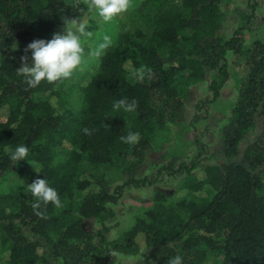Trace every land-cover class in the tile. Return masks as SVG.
Segmentation results:
<instances>
[{
    "label": "trees",
    "instance_id": "trees-1",
    "mask_svg": "<svg viewBox=\"0 0 264 264\" xmlns=\"http://www.w3.org/2000/svg\"><path fill=\"white\" fill-rule=\"evenodd\" d=\"M229 1L140 0L132 28L103 52L74 104L56 90L63 80L33 87L19 68L31 61L29 43L83 20L85 1L0 0V264H118L117 255L141 256L134 264H168L176 255L183 264H264V41L244 46L242 27L225 36ZM250 3L252 12H241L246 23ZM228 53L245 73L220 129L222 161L203 165L209 158L195 141L190 161L167 155L152 165L154 179L141 175L156 134L181 123L194 86L209 77L210 103L220 98ZM142 67L151 74L137 79L132 73ZM122 98L135 100V111L114 110ZM129 132L139 133L138 143L121 140ZM19 144L29 154L16 163L9 151ZM31 168L37 173L25 186L3 191L8 174ZM112 171L122 181L114 187ZM176 176L182 182L172 196L154 189L119 241L106 239L126 189ZM43 177L62 207H33L28 184ZM87 220L99 226L95 235Z\"/></svg>",
    "mask_w": 264,
    "mask_h": 264
},
{
    "label": "rangeland",
    "instance_id": "rangeland-1",
    "mask_svg": "<svg viewBox=\"0 0 264 264\" xmlns=\"http://www.w3.org/2000/svg\"><path fill=\"white\" fill-rule=\"evenodd\" d=\"M84 1L87 4L88 11L81 22L87 23L86 31L90 33L84 39V59L71 78L63 80L56 86V90L61 94H68L70 102L74 104L80 103L79 94H76V89L86 83L90 74L95 70L97 60L100 58V56L97 57L93 54L97 45L103 42L105 35L112 38L113 43L119 32H125L132 28L134 21L132 18L129 19V17L133 13L132 9L140 0H130L132 6L127 12L120 14L107 24L89 6L91 0ZM249 3L248 0H230L222 6L225 16L223 23L225 36L227 38L230 37L233 31L242 27L244 46H248L254 41H264V0L251 1L250 4H255L254 17L249 23H246V19L243 18V13L241 12L246 14L252 12L250 6H248ZM227 63L230 79L221 92L220 98L216 102L210 103L211 96L206 89V82L210 80L209 77H207L206 82L204 81L194 86L191 91V100L185 105L181 123L169 125L167 130L159 131L156 134L153 150L148 154L145 165L140 169L141 175L145 174L148 178L154 179L156 169H151L152 165L158 166L163 163L166 161L164 159H168L167 155H171L170 157L176 156L185 162L190 161L195 157L199 149V145H196L195 141L205 146L206 152L204 156L209 159L203 161V165L216 164L222 161L220 155L217 154L221 151L220 129L226 123L229 113L236 102L235 83L245 73V68L243 65L236 64L235 56L232 53H228ZM196 105L200 106L199 110L196 109ZM192 122H194V125H191ZM86 168L93 170L89 166H86ZM101 168L98 170L101 171L103 169ZM36 173L37 168L27 169L22 172H18V170L13 171L6 176L2 186L3 191L6 192L12 187L19 188L25 186L30 179L35 177ZM195 174L199 175V170ZM108 175L112 187L122 182L117 172L112 171ZM181 182L180 176L174 178L163 177L161 182L158 181L146 190L126 189L118 205L115 207L116 218L107 223L110 231L106 234V239L109 242L119 241L120 236L129 227L138 213L141 206L140 203L148 200L154 189H159L167 195L172 196L177 187L181 185ZM84 227L86 231L93 235L99 229V226L92 220H87L84 223ZM140 257L117 255V261L118 264H134Z\"/></svg>",
    "mask_w": 264,
    "mask_h": 264
},
{
    "label": "clouds",
    "instance_id": "clouds-1",
    "mask_svg": "<svg viewBox=\"0 0 264 264\" xmlns=\"http://www.w3.org/2000/svg\"><path fill=\"white\" fill-rule=\"evenodd\" d=\"M95 10L96 14L103 20L104 23H109L115 17L132 6L130 0H91L90 5ZM86 22L70 20L65 24L63 33H54L49 40L36 39L27 45V49L31 52V61L23 63L19 68L29 85L35 87L40 82H55L69 79L73 76L82 64L85 54L84 39L89 36V31H86ZM112 43V38L108 35L103 37V42L96 47L95 56L99 57L103 51ZM27 60L26 57L22 58ZM145 72L151 74L150 69L140 68L133 71V75L137 79H143ZM137 107L136 101L129 102L126 98L119 99L114 102V110H123L125 112H133ZM88 132L87 129L84 130ZM140 139L138 132H129L127 136H122L121 140L127 144H136ZM29 154V148L24 144L17 145L9 151V158L18 162L26 160ZM28 190L35 197L34 208H39L41 203L47 204L51 202L57 208L62 207V203L58 192L51 187L46 178H37L32 183L28 184ZM168 264H183L181 255H176L171 258Z\"/></svg>",
    "mask_w": 264,
    "mask_h": 264
}]
</instances>
